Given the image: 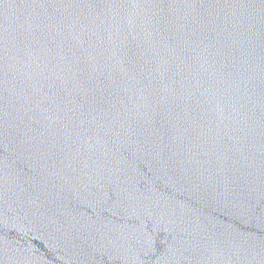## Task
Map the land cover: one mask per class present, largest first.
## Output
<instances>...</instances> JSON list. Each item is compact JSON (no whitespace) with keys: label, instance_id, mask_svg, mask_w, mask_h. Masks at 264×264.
<instances>
[{"label":"water","instance_id":"obj_1","mask_svg":"<svg viewBox=\"0 0 264 264\" xmlns=\"http://www.w3.org/2000/svg\"><path fill=\"white\" fill-rule=\"evenodd\" d=\"M0 264H264V0H0Z\"/></svg>","mask_w":264,"mask_h":264}]
</instances>
